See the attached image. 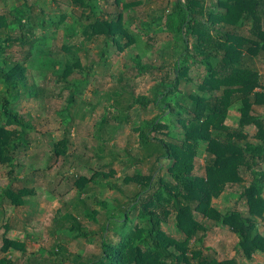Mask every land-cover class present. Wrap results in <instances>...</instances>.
<instances>
[{
    "label": "trees",
    "instance_id": "1",
    "mask_svg": "<svg viewBox=\"0 0 264 264\" xmlns=\"http://www.w3.org/2000/svg\"><path fill=\"white\" fill-rule=\"evenodd\" d=\"M7 1L8 6L0 10V167L8 170L9 181L0 202L18 208L36 195L33 188L16 185L31 177L28 173L20 178L17 168L28 156L35 132L19 105L23 100L61 99L63 124L72 122V108L95 75L96 61L82 63L84 40L102 43L101 58L110 47L117 53L131 47L136 50V74L131 79L164 75L149 95L137 94L126 75H111L115 86L103 95V115L95 125L97 147L105 142L100 136L104 131L114 133L132 124L139 152L130 156V164L145 165L146 172L125 173L118 183L113 181L116 158L111 152L95 154L101 162L107 158L101 170H109L75 179L77 196L52 219L54 244L48 250L50 260H55L52 264H239L234 258L219 261L205 254L211 251L205 246L208 232L218 227L237 238L236 256L253 261L255 255H264V113L257 111L264 109V73L249 65L264 64V0H174L169 14L139 20L138 28L130 14L140 1L114 0L116 11L109 13L103 10L102 0H70L80 12L72 22L64 16L58 21L49 18L30 0ZM162 26L171 36L175 54L168 71L160 60L144 62L146 52L162 58L166 51L163 45L153 50L154 32ZM60 28L68 38L60 48L64 65L55 59L52 47L48 49L52 40L48 30L55 34ZM13 44L20 45L25 64L11 57L8 49ZM194 66L202 69L197 78L189 76ZM35 67L51 74L56 92L45 87L44 79L39 83ZM183 81L193 88L183 89ZM151 106L159 111L155 117L130 118L134 107ZM69 129L53 143L51 159L69 154ZM201 153L204 173L195 175V160ZM101 187L126 200L117 198L110 207L94 194ZM219 198L227 205H215ZM241 202L244 213L236 209ZM82 217L100 223L99 235L82 224ZM170 218L183 240L164 230ZM9 229L4 228L0 264H20L7 254L25 255L26 244L9 239L5 234ZM62 236L90 242L98 238L99 251L71 254ZM38 260L31 253L24 263L49 264Z\"/></svg>",
    "mask_w": 264,
    "mask_h": 264
},
{
    "label": "rangeland",
    "instance_id": "2",
    "mask_svg": "<svg viewBox=\"0 0 264 264\" xmlns=\"http://www.w3.org/2000/svg\"><path fill=\"white\" fill-rule=\"evenodd\" d=\"M15 4H20L22 0H10ZM36 2L38 6L45 11L49 18L56 21L64 20L72 22L73 17L78 18L80 12L75 9L70 0H30ZM114 0H102L103 10L105 12H114ZM126 2H138L141 4L131 9V16H134V24L138 28L139 20H147L151 16H166L172 11L171 2L174 0H125ZM11 5L12 3L9 2ZM209 4V1H207ZM8 6L7 0H0V10L3 6ZM40 12V9H35ZM52 31V30H51ZM48 30L47 35L52 37L49 44V50L52 47L53 56L60 62L61 65L65 63V56L60 51L62 45L66 44L68 38L65 37V32L60 28L53 34ZM156 42L154 43L153 50L156 51L157 47L163 45L166 50L162 54V58L158 57L157 53L152 51L146 52L144 56L145 63L154 60L158 63L160 60L165 70L168 71L169 67L175 61L173 53V43L171 36H169L164 27L155 30ZM14 32L12 36L16 35ZM4 35V34H3ZM53 35V36H52ZM10 45V44H9ZM83 54L86 55L82 59L83 65H86L90 60L96 61L94 66L95 75L92 77L91 83L71 111V116H74V123L69 122L63 124L66 119L62 115L63 102L61 99H31L29 101L23 100L19 105L20 113L30 118L31 123L35 126V132L31 135V143L29 145L28 156L22 158V167L17 168L20 173V178L26 174H30V179L27 182L16 183L18 187L26 186L33 188L36 192L35 196L29 197L25 205L18 208H13L7 202H0V247L2 246L3 233L5 226L10 229L5 232L6 236L11 240H19L26 244V254L22 255L19 252L7 254L8 258L12 260L19 259L20 264H25L24 261L33 253L39 260L52 264L55 260L51 259L48 250L54 244V237L50 234L52 226V219L57 210L63 209L66 203L77 196V190L74 186V181L78 176L91 177L95 171H108L109 169L101 170L102 164L106 165L105 157L104 162L95 158V154L109 155L116 158L115 164L112 167L117 171L116 181L120 183V179L125 173L146 172L145 165H131V157L136 156L139 152L137 144V134L133 130L132 124H127L121 130L112 133L104 131L100 136L105 138V142L101 148L97 147V140L95 138L96 128L95 125L100 121L103 115V104L105 103L104 94L109 91L114 85L111 80V75L120 76L126 75L130 79V85L134 86L137 94L149 95L156 83L164 78V75L159 73L153 75L140 76L133 78L135 73L133 59L136 55V50L132 47L125 49L121 53H117L115 47L109 48V54L101 58L102 43L100 41H83ZM11 57L14 60L23 62L21 60V48L19 44H13L10 49ZM26 62V61H25ZM23 62V64H25ZM251 68L264 73V64L261 61H254L249 64ZM36 68V67H35ZM39 71L40 82L45 80V87L49 90H58L53 86L50 73L44 71L41 67L35 69ZM164 70V71H165ZM32 74V71H29ZM198 74H202V69L192 67L189 76L197 78ZM37 76V77H38ZM33 77V76H32ZM42 78V79H41ZM46 78V79H45ZM43 83V85H44ZM119 83V82H117ZM126 83V82H122ZM182 88L185 90L192 89L191 84L186 81L182 82ZM55 88V89H54ZM149 93V94H148ZM259 113H264V109L257 108ZM159 114L152 106L146 110L139 107H134L130 112V118L134 121L142 119H151ZM112 124V123H111ZM110 124V125H111ZM69 127L68 137L70 139L69 154L66 158L51 159L50 151L55 142L60 141L64 137V129ZM99 149V152L97 150ZM101 150V151H100ZM110 156L108 157V159ZM119 161H122L119 163ZM108 162V161H107ZM205 155L201 153L195 160L194 174L200 175L204 173ZM132 166V168H131ZM123 169L126 172H123ZM5 167H0V193L5 185L8 184V177ZM33 175V176H32ZM229 191V190H228ZM229 194L228 192H226ZM94 194L100 199L107 201L110 207L115 205L117 198L126 200L125 197H120L115 191H108L105 187H101L94 191ZM226 194V195H227ZM237 201V197H234ZM218 207L226 206V201L223 198L213 201ZM238 203V202H236ZM103 212L101 208H94ZM236 209L241 212H246L243 203H239ZM100 218V216H98ZM82 224L98 233L100 223H95L89 219L82 217L80 219ZM172 218L168 220V225H164V230L170 233L172 237L177 240H183L181 234H177L172 227ZM237 238L235 235L222 227L213 228L208 232L205 246L211 248V251H205V254L216 258L219 261L236 259L239 264H264V255H255L253 261H245L239 256H236L235 246ZM62 244L66 250L71 254H85L86 252L98 253L99 240L94 238L92 242L86 240H72L69 237L62 236ZM3 254L0 253V258ZM64 264H73L66 262Z\"/></svg>",
    "mask_w": 264,
    "mask_h": 264
}]
</instances>
